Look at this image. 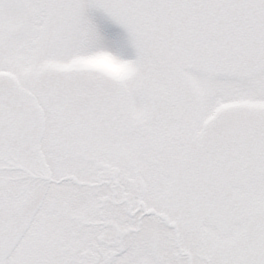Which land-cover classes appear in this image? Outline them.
Returning a JSON list of instances; mask_svg holds the SVG:
<instances>
[{"label": "snow or ice", "instance_id": "obj_1", "mask_svg": "<svg viewBox=\"0 0 264 264\" xmlns=\"http://www.w3.org/2000/svg\"><path fill=\"white\" fill-rule=\"evenodd\" d=\"M0 264H264V0H0Z\"/></svg>", "mask_w": 264, "mask_h": 264}]
</instances>
